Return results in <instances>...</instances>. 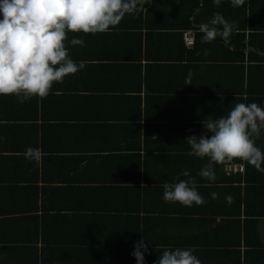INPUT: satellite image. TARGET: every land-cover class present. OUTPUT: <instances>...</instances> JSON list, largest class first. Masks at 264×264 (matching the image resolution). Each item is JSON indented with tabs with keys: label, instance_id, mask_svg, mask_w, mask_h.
Wrapping results in <instances>:
<instances>
[{
	"label": "crops",
	"instance_id": "crops-1",
	"mask_svg": "<svg viewBox=\"0 0 264 264\" xmlns=\"http://www.w3.org/2000/svg\"><path fill=\"white\" fill-rule=\"evenodd\" d=\"M190 1H163L161 5L152 6L149 14L134 20L131 15H126L115 29L106 33H67L65 46L68 55L77 64L84 62L85 67L66 76L62 83L54 84L60 88H54L44 99L45 120L43 122L40 117L38 122V137L42 145V148L38 147V163L42 171L44 160L41 157L60 156V147L69 143L63 136H73V145L81 152L78 155L86 156L83 166L90 176L97 174L101 177L100 183L105 187H108L106 184L117 185V180H124L126 185L129 180L143 189L155 183L158 184L157 189L165 183H171L164 178L166 175L174 174V178L177 176L187 180L188 177H184L182 172L188 170L190 177L197 182V191L205 203L200 206L193 204L192 207L182 205V208L178 206L180 209H177V202L169 212L168 219L157 226H167L172 241L169 248H180L177 247L180 244L189 246L210 264V261L221 262L224 257L231 258L238 254L233 252L232 247L227 249L222 246V235L212 234L209 226L205 225L211 215L196 213L204 211L203 206L213 199L211 191L202 190H207V186L215 188V182L197 175L208 160L189 156L190 147L184 140L192 135L210 136L211 133L203 127L202 121L226 115L238 103H256L264 109V76L259 77L264 70V61L258 58L264 56V53L260 52L258 56L251 58V47L245 48L244 60L241 61L245 67V83H241L237 48L230 47L229 41L225 43L217 37L214 40L217 42L213 45H205V49L197 48L194 51L198 65L191 69V46H183L177 42L180 39L177 38L178 35L170 32L183 29V26L186 28L187 19L192 20L193 26L197 28L195 31L200 32L199 24L207 23L214 13H220L233 24L235 19L234 9H230V6L202 7L203 0H200L198 10L188 15L190 5L193 4ZM245 1H248V5L251 3V0ZM252 10L253 16L247 14L246 21H252L253 30H264V18L261 19L264 17L261 12L264 8L254 4ZM237 28L234 32H240L239 27ZM191 30L193 29L186 28L184 32ZM249 30L245 31L247 37ZM73 38L83 39L84 45H71L69 42ZM190 71L191 84H185ZM19 103V99L12 95L0 98V149L12 146V149H4L0 154H25L18 150L25 149L24 145L19 144V137L21 135L25 140L26 130H20L16 132V137H11V127L4 126L11 115H19L18 111L24 109V105ZM54 133L57 148L51 149L50 141L41 138ZM8 135L10 138L6 140ZM260 140L256 146L259 147L260 144L263 147ZM72 162L77 164L74 160ZM23 163L28 169L27 162ZM47 164L52 163L47 161ZM222 165L223 163L213 166L215 172L218 170L216 173L220 178L224 177L219 170ZM0 167L7 170L9 164L1 160ZM3 184L8 187L13 182ZM221 192L219 191V195ZM230 192L232 191L224 190L222 194ZM249 196V208L259 211L260 202L250 193ZM155 197L158 199L159 196ZM217 202L220 203L216 204ZM221 203L219 198H215L217 207L221 208ZM159 204L165 209L166 204L172 203L161 198ZM221 220L222 217L218 215L217 224ZM4 230L14 235L18 229L15 225H10L6 229L2 228L3 232ZM260 233L264 240V217L260 218ZM153 237L155 242H159L157 235ZM240 250L243 253L242 246ZM16 252L17 250H10L7 254L0 255V261L5 264L20 262ZM73 257L76 256L73 254Z\"/></svg>",
	"mask_w": 264,
	"mask_h": 264
},
{
	"label": "trees",
	"instance_id": "trees-1",
	"mask_svg": "<svg viewBox=\"0 0 264 264\" xmlns=\"http://www.w3.org/2000/svg\"><path fill=\"white\" fill-rule=\"evenodd\" d=\"M163 1L167 0H150V4L144 5L145 8L129 16L131 15L133 20L142 18L149 14L148 12H152V6L161 5ZM191 2L193 4L190 5L191 11L188 15L194 14L201 4L200 0H191ZM247 3L248 1H245L244 5L237 8L231 6L228 0H223L220 5L234 9L235 23L233 33L229 37V46L237 48L239 52L240 64L237 67L241 83H245V67L241 62L244 60L245 48L251 47V58L258 56L260 52L264 53V43H261L264 41V30H253L252 21L250 20L249 24L245 19L247 14L253 16L254 4L256 7L264 8V2L251 0L249 5ZM202 4V7L215 6L210 0H203ZM261 12L264 15V10ZM263 18L262 16L261 19ZM185 27L193 29L191 30L193 34L197 30L196 26H193V21L189 19ZM237 27L240 32H234L238 29ZM186 28L183 26V29H172L174 31L170 33L177 34V38H180L177 42L182 43L183 46L184 44L191 46L192 61L189 66L194 69L193 67L198 65L194 51L197 48L205 49V45L210 46L217 41L202 43L203 34L196 32V41L188 45L184 41ZM246 29H252L249 30L248 37ZM221 42L223 43V40ZM175 45L180 46L177 43ZM258 58L264 61V56ZM204 65L206 64H202ZM262 76H264V70L259 74V77ZM250 83L252 84L251 77ZM54 84L49 94L54 91V88L56 90L60 88ZM1 96L11 95H0V98ZM45 98L32 97L23 103L20 102L24 105V109L18 111L19 115H11L5 125L1 124V126L11 127L9 134L11 137H16V132L20 130H26L27 137L25 140L21 135L19 137L21 138L19 144L24 145L25 149L18 151L25 154L21 156L13 152L0 154V161H6L9 164L7 170L0 167V215H3L0 218V255L7 254L10 250H17L16 256L21 260L15 264H136V259L131 253L134 251L135 242L143 238L148 245L145 264H154L160 253L165 248H169L172 242L167 226L157 225L168 219L169 212L173 210L175 203L166 204L165 209L161 208L159 200L163 199V187L159 186L156 189L158 184L155 183L145 189L136 187L134 182L129 180L126 185L124 180H117L120 184L102 186L104 184L100 183L101 177L97 174L90 176L87 168L83 166L86 156L78 155L81 152L73 145V136H63L69 143L60 147L62 151L60 156L50 158L48 155H43L41 157V160H44L41 171L38 163L40 158L38 160L30 158L27 149L42 148L38 137L40 129L38 122L40 117L43 122L45 120L43 115V111L46 110L43 106ZM9 135L6 140L10 138ZM55 135L56 133L43 135L41 140L47 139L50 141L51 149H56ZM259 140L263 146L264 134L255 143ZM8 147L1 148L0 151L12 149V146ZM259 148L263 152L264 146L261 147L259 144ZM73 160L77 164H74ZM47 161L52 164H47ZM23 162H27L28 169L24 167L26 164ZM239 165H243V171H234L230 168ZM261 167H264V163ZM22 168L25 169L21 170ZM219 170L223 172L224 177L220 178L217 174L218 170L217 173L215 172V175L217 174L214 181L215 188L207 186V190H201L212 193L214 190L217 194L216 198L222 201L221 208L216 206L220 202L215 204V199H211L203 206L204 211L196 213L203 216L211 215V219H207L205 225L209 226L212 234H221L223 237L221 245L227 249L232 247L233 252L238 255L231 258L224 257V261L221 262L210 261V264H264V240L260 233V218L264 217V172L258 171L255 166L240 159L226 161ZM166 176L164 178L171 183L177 178V176L174 178V174ZM10 182L13 184L10 185ZM3 183L5 185L8 183L9 186L5 187ZM224 190L232 192L223 195ZM219 191H222L221 195ZM249 193L260 202L258 203L259 211L249 208ZM229 195L233 198L231 204H228L225 199ZM155 196H159L158 199ZM26 197H28L27 200ZM178 206L182 208L180 203L177 204V209H180ZM218 215L222 217V220L217 224ZM10 225H15L18 229L14 235L6 230L2 231V228L6 229ZM161 234L164 235L160 238ZM156 235L159 242H155L153 236ZM240 246L243 247V253ZM177 247L190 248L183 244ZM73 254L76 257H73ZM194 255L201 264H209L206 259L203 260L202 255L197 254L196 250ZM0 264L5 263L0 261Z\"/></svg>",
	"mask_w": 264,
	"mask_h": 264
},
{
	"label": "clouds",
	"instance_id": "clouds-1",
	"mask_svg": "<svg viewBox=\"0 0 264 264\" xmlns=\"http://www.w3.org/2000/svg\"><path fill=\"white\" fill-rule=\"evenodd\" d=\"M228 2L237 8L245 4V0ZM146 3L150 4V0H0V95L16 96L21 103L32 97H47L54 83H62L66 76L85 67L84 62L77 64L68 55V32H109L126 15L145 8ZM212 3L219 7L223 0ZM233 30L234 24L220 13L199 24L202 43H211L218 36L228 43ZM69 43L83 46L84 40L73 38ZM191 75L190 71L185 84H191ZM202 123L210 136L192 135L184 140L190 147L189 156L208 160L198 176L214 182V164L233 159L246 161L264 172V152L255 143L264 134V109L256 103H238L226 115L210 117ZM27 154L39 159L37 149L29 148ZM182 175L188 179L177 177L163 184L164 201L186 207L205 203L189 171L184 170ZM211 195L216 198L215 193ZM225 199L232 203L230 195ZM147 252L148 245L141 238L131 255L136 264H145ZM194 252L193 248H165L154 264H201Z\"/></svg>",
	"mask_w": 264,
	"mask_h": 264
},
{
	"label": "built area",
	"instance_id": "built-area-1",
	"mask_svg": "<svg viewBox=\"0 0 264 264\" xmlns=\"http://www.w3.org/2000/svg\"><path fill=\"white\" fill-rule=\"evenodd\" d=\"M184 40L186 41V43L188 45L193 44V42H194V34L191 31H186L185 34H184ZM189 41H192V43L189 44ZM230 168H231V170H234V171H243V165L231 166Z\"/></svg>",
	"mask_w": 264,
	"mask_h": 264
},
{
	"label": "rangeland",
	"instance_id": "rangeland-1",
	"mask_svg": "<svg viewBox=\"0 0 264 264\" xmlns=\"http://www.w3.org/2000/svg\"><path fill=\"white\" fill-rule=\"evenodd\" d=\"M185 41V40H184ZM186 42V41H185Z\"/></svg>",
	"mask_w": 264,
	"mask_h": 264
}]
</instances>
